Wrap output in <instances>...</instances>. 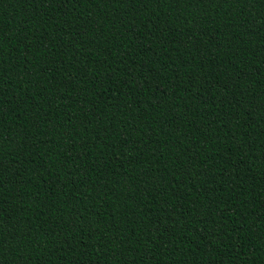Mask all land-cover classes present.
Listing matches in <instances>:
<instances>
[{"label": "trees", "instance_id": "1", "mask_svg": "<svg viewBox=\"0 0 264 264\" xmlns=\"http://www.w3.org/2000/svg\"><path fill=\"white\" fill-rule=\"evenodd\" d=\"M0 264H264V0H0Z\"/></svg>", "mask_w": 264, "mask_h": 264}]
</instances>
